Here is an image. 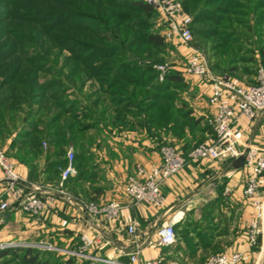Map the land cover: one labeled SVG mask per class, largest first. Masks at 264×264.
I'll list each match as a JSON object with an SVG mask.
<instances>
[{"label":"trees","instance_id":"obj_1","mask_svg":"<svg viewBox=\"0 0 264 264\" xmlns=\"http://www.w3.org/2000/svg\"><path fill=\"white\" fill-rule=\"evenodd\" d=\"M179 1L187 13L191 0ZM217 2L226 3L228 0H202L199 2L201 7H196L195 1L191 3L197 9L191 15L193 35L208 40L218 35L212 27L194 29L203 22L217 27L224 21L220 19L223 15H232L230 11L235 9L234 5L225 7V11L217 9L216 14L208 9L210 4ZM253 2L254 8L264 10V0ZM50 3L46 9L25 11L30 19L24 22L21 18L12 26L8 24L11 18L2 19L0 16V137L9 136L16 130V137L9 139L7 155L15 152L14 159L28 167V182L36 178L35 161L43 153L44 141L52 148L46 156L47 173L51 181L59 182L60 170L66 165L65 147L90 126L86 123L91 118L90 105H101L104 112L115 108L116 120L128 107L140 109L146 114L144 121L148 126L164 127L167 133L178 138H183L184 129L189 128L194 145L189 146L190 142H187L189 147L180 149L185 157L203 142L194 131L199 120L191 117V109L179 97L187 87L184 77L172 70L162 82H158L152 68L153 64L162 62L155 60V54L166 44L161 30L151 32L144 19L157 16L152 7L142 0H52ZM263 15L264 12L257 16L258 24L264 22ZM50 20L51 23L41 27ZM257 27L264 30V26ZM224 38L221 41L232 43ZM56 47L68 51L62 65L63 70H68L64 78L89 101L87 105L82 104L79 97L69 99L64 96L69 87L63 84L61 77L40 81L38 75L47 67L40 56L50 55ZM218 48L222 46L216 43L213 50ZM28 49L35 50L33 55H28ZM224 51L226 53V49ZM258 51L264 65V47H259ZM87 84L91 88L96 84L98 88L83 94ZM56 87H60V91H51ZM29 106L26 113L21 109ZM41 115L45 118L40 119ZM80 159L81 155L75 153L77 173L64 181V185L73 178H85L86 171ZM182 231V237H187L188 232ZM206 243L203 239L202 244ZM190 250L189 253L194 255V245ZM6 258L20 264H77L74 257L61 260L56 253L33 248L0 249V261L5 260L0 264L7 262Z\"/></svg>","mask_w":264,"mask_h":264},{"label":"crops","instance_id":"obj_2","mask_svg":"<svg viewBox=\"0 0 264 264\" xmlns=\"http://www.w3.org/2000/svg\"><path fill=\"white\" fill-rule=\"evenodd\" d=\"M184 81L187 87L179 97L191 109V117L199 120L195 135L203 142L210 141L213 139L208 124L213 114L209 102L210 86L196 77H184ZM80 100L84 105L89 102L84 97ZM90 109L91 118L86 121L90 126L65 147L66 151L71 147L74 153L81 155L85 178H73L62 188L58 181H51L46 156L52 148L45 142L42 145L47 149L42 147L43 153L35 161L38 170L33 182L27 181L28 167L16 159L12 160L23 180L50 190L55 200L38 218L19 211L12 204L5 224L0 226V244L46 243L56 249L76 251L82 245L81 234L85 233L94 238L89 251L93 255L127 264L135 245H139L142 248L139 264L146 261L168 264L170 257L165 255L178 256L177 246L184 243L176 240L171 246L160 247L156 243V233L164 223L172 221L176 232L185 230L193 239L195 255L188 253L182 256L191 264H197L200 254H230L235 251L246 252L242 264L264 263V237L259 239L255 248L249 250L247 246L253 210L242 195L246 173L241 165L236 167L229 160L188 163L177 175L164 182V201L159 208L134 204L125 191L127 177L134 173L137 165L147 169L158 165L160 148L167 143L179 149L187 148V142H190L189 146L194 145L190 130L185 128V136L178 138L167 133L164 127L148 126L144 121L146 114L136 108L128 107L117 117L118 120L115 108L104 112L101 105H90ZM158 110L160 115L161 105ZM241 126L245 138L264 147V112L254 122L242 120ZM5 189L6 183L0 180V198H5ZM226 190L229 192L225 193ZM108 201L121 206L120 217L114 221L101 217L90 222V217L79 209L81 203L102 205ZM132 221L137 225L135 236L127 233V226ZM203 239L206 244H202ZM52 253L61 260L74 257L77 264L88 262L62 251Z\"/></svg>","mask_w":264,"mask_h":264},{"label":"built area","instance_id":"obj_3","mask_svg":"<svg viewBox=\"0 0 264 264\" xmlns=\"http://www.w3.org/2000/svg\"><path fill=\"white\" fill-rule=\"evenodd\" d=\"M152 7L158 16L161 35L165 42L176 43L185 61L179 68L167 62L155 63L152 68L157 74L158 82H162L168 72L178 71L183 77H196L210 86L209 102L213 107V114L209 118V127L214 135L210 141L202 142L193 147L185 157L180 149L170 143L160 148L161 161L149 169L137 165L134 173L127 177L125 191L134 204L144 205L150 209L159 208L164 196L162 186L164 182L177 175L187 162L200 161H235L243 157L241 165L246 173L242 190L243 198L250 204L253 217L247 231V246L250 249L258 245L259 239L264 237V147L256 145L245 138L241 121L254 122L264 112V69L259 67L255 75V83L245 84L226 74L216 75L210 69L205 55L195 46L191 29L192 17L186 13L179 0H142ZM75 153L70 147L66 151V165L60 170L59 187L64 181L74 177L77 173L74 166ZM0 180L6 183L5 198H0V226L4 225L7 212L11 205L31 217H40L46 209L54 203V193L42 189L38 185H30L17 173L14 163L3 150H0ZM229 191L226 190L225 193ZM62 193V192H60ZM80 211L90 217V222L101 217L107 221H114L120 217L121 206L115 201H108L102 205L81 203ZM136 222H130L127 233L135 236ZM156 243L160 247H168L175 243L176 232L172 221L164 223L156 233ZM81 247L76 251L56 249L46 243L0 244V249L33 248L44 251H62L69 256L80 257L89 264H120L109 257H99L89 251L94 245V238L88 234H81ZM142 248L135 245L129 256V263L139 264L138 257ZM246 259V252L235 251L230 254L218 253L210 255L204 264H242ZM143 264H158L146 261ZM264 264V263H263Z\"/></svg>","mask_w":264,"mask_h":264},{"label":"rangeland","instance_id":"obj_4","mask_svg":"<svg viewBox=\"0 0 264 264\" xmlns=\"http://www.w3.org/2000/svg\"><path fill=\"white\" fill-rule=\"evenodd\" d=\"M194 1L196 7H201V5L199 6V2H202V0H191L186 8L187 13L190 16H193L197 11V9H194L191 5V3ZM50 2H52V0H0V16L3 17L2 19L11 18L8 24L12 26L17 24L18 20H20L21 18L24 20V22L28 21L30 19V16L28 14V12L31 11L30 9L37 10L41 7H44L46 9L49 7V4H51ZM229 3L233 4L228 5ZM233 5L235 9H231L230 12L232 13V15H223V18L221 17L220 19H224V21H222L217 27L210 22H203L194 26V29L212 27L218 34L216 37L209 40L195 34L193 35L194 44L205 55L210 69L213 71V73H215L216 75L226 74L241 83L251 84L255 79L254 77L256 75V69H258L259 67H264V65L261 64L262 60L258 51L259 47H264V30H261L262 28L257 27L264 26V22L258 24V22L256 21L257 16L263 13L264 10L254 8L255 5L253 0H228V2L226 3L217 2L210 4L208 6V9L212 10L214 14H216L215 12H217V9H220L219 11H225L223 10L225 7L232 8ZM60 9L61 8H59V10ZM21 14L23 16H21ZM144 19L149 24V29L151 32H157L161 30V26L158 23V16ZM49 23H51V20L50 22L47 21L46 23L42 24L41 27L43 25H48ZM222 37H226L224 39H227V41H231L232 43L227 44L226 42L221 41ZM216 43H219L222 48L213 50ZM178 48L179 46L176 43L166 42L159 53H154L156 55L155 60H161L162 62L160 63L167 62L168 64L176 68L181 67L186 59L184 53H181ZM65 49L56 47L54 50H51V54L48 56H46V54H41L40 57L42 58V63H45L47 67L45 70L39 73V79L41 82H43L49 79H57L56 77L59 76L61 77L60 79L63 81V84L65 83V85H68L69 87L64 96H68L69 99H75L76 97L82 99L83 95L79 94L78 89L75 88L76 86L71 85V83L67 82L66 78H64L68 70H63L62 65L64 64V58L69 55L68 51ZM225 49L226 53L225 51L223 52V50ZM34 51L35 50L30 49L28 55H33ZM225 69H227L228 71L226 72ZM97 88L98 86L96 84L95 86H93V88L89 87V84H87L85 89H83V94L90 93L92 90H95ZM60 89V87H56L51 91H60ZM46 95H48V93H46ZM29 108L30 106L28 108L21 109H23V111L26 113L27 109ZM39 117L40 119L45 118V116L43 115ZM18 124L19 123L16 124L17 127H19ZM15 131L10 132L9 136L7 135L5 137H0V150H3L6 155L9 139L16 137ZM42 147L44 150L47 149V146L44 147L42 145ZM64 150L66 151V149ZM14 154L15 152H13L12 155L7 156L9 159L13 160ZM182 234L183 231L177 232V241L179 243H184V245L180 244L177 246L180 254L178 256H173V254L165 255L166 257H170V261H168V264L192 263L190 260H183L182 256L189 253V250L194 243L193 239L191 240V238L188 236L184 238L182 237ZM186 234L188 235V233ZM213 254L214 253H207L205 255L200 254V256L197 258V264H204L206 259ZM6 259L8 260H6L7 262H4V264H20L12 258ZM3 261L5 260H1L0 263H2Z\"/></svg>","mask_w":264,"mask_h":264},{"label":"water","instance_id":"obj_5","mask_svg":"<svg viewBox=\"0 0 264 264\" xmlns=\"http://www.w3.org/2000/svg\"><path fill=\"white\" fill-rule=\"evenodd\" d=\"M234 163L236 164V167L239 166V165H242V163H243V157H239L238 159H236L234 161Z\"/></svg>","mask_w":264,"mask_h":264}]
</instances>
